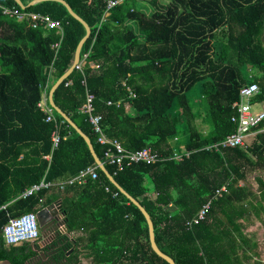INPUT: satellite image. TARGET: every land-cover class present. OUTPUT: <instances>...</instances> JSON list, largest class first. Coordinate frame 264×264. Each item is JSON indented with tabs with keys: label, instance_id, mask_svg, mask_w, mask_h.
I'll list each match as a JSON object with an SVG mask.
<instances>
[{
	"label": "trees",
	"instance_id": "16d2710c",
	"mask_svg": "<svg viewBox=\"0 0 264 264\" xmlns=\"http://www.w3.org/2000/svg\"><path fill=\"white\" fill-rule=\"evenodd\" d=\"M21 1L28 7L34 0ZM64 1L92 33L82 49L85 67L60 85L55 104L91 139L103 162L108 147L99 143L89 116L82 113L88 94L95 97L103 133L126 150L152 148L172 157L186 146L192 154L183 162L139 163L121 172L106 167L147 210L158 247L176 264H244L240 250L255 246L239 221L253 211L264 223V177L256 178V191L248 183L250 172L264 173V134L248 149L216 153L205 148L236 132L234 105L243 87L257 84L254 103L264 104V0H170L166 6L162 0H127L107 17L109 0ZM0 2L19 13L50 16L63 28L56 54L53 47L61 40L57 30L34 29L30 19L18 21L0 8V235L10 220L58 201L68 228L45 249L46 261L39 260L36 244L9 246L0 236V263L169 264L152 249L142 212L100 169L98 179L88 177L85 184L20 198L43 180L65 182L96 166L76 130L55 111L56 121L47 122L39 107L72 66L86 29L58 2L26 10L15 0ZM198 87L209 107V135L198 128L200 116L189 100ZM175 110L189 132L186 144L178 137ZM57 124L61 141L54 148ZM224 186L228 192L214 199ZM211 200L206 219L188 228L187 222Z\"/></svg>",
	"mask_w": 264,
	"mask_h": 264
},
{
	"label": "built area",
	"instance_id": "2783aa9c",
	"mask_svg": "<svg viewBox=\"0 0 264 264\" xmlns=\"http://www.w3.org/2000/svg\"><path fill=\"white\" fill-rule=\"evenodd\" d=\"M126 1L127 0H109L105 17L109 16L114 8L124 4ZM0 8L3 10L4 15L11 18H16L18 21H23L27 18L30 19L31 26L34 29L44 28L46 30H57V34L61 35V40L53 48L56 50V54H58L63 40V28L59 21H56L47 15L19 13L15 10L2 6L1 2ZM86 59L87 56L81 60L76 69L82 70L86 65ZM51 68L53 67L51 66ZM71 84L72 83H68L67 86ZM127 89L130 92L131 97L136 98V95L132 92V89L130 87ZM259 93V86L255 83L247 85L241 89L240 98L234 105L236 114L232 118V122L237 126L236 132L227 136L219 143L207 146L205 148L207 151L220 153L228 149H248L254 142L253 140L258 135L264 134V110H254V107L256 106H264V104L254 103ZM94 99L95 97L93 95H87L86 103L82 107V113L89 116V122L93 127L94 132L99 136V143L108 147L105 152V165L113 166L117 171L121 172L126 167H130L133 164L145 163L147 165H152L157 162L169 159H173L177 162H183L185 158H189L191 156L192 152L189 151L185 146L180 148V153L175 152L172 157H164L158 152L154 151L152 148H145L136 152L126 150L120 141L111 140L103 133L101 126L102 117L95 114ZM112 104V102H109V105ZM121 104L122 102H118L117 106L120 107ZM123 104L128 109L131 107L129 103ZM39 107L48 115L46 120L47 122L56 121L53 113L54 110L52 108L46 106L43 101L39 104ZM59 130L60 127L57 124L56 131L52 136L54 148H57L61 141ZM98 169L99 168L97 165L89 167L85 171H82L79 176L56 184L48 183L43 180L40 184L28 188L20 196V198L26 199L34 196L43 189H50L53 187H57L59 190L64 191L69 186L85 184L88 177L96 180L98 179ZM227 192L228 187L224 186L216 192L214 199L221 198ZM213 200L209 201L199 211L196 217L187 222L188 228L199 225L206 219L207 214L211 209ZM2 235L5 243L9 246H19L24 243L33 244L35 242H39L41 239V232L37 213L26 214L20 218L10 220L9 223L3 228Z\"/></svg>",
	"mask_w": 264,
	"mask_h": 264
},
{
	"label": "water",
	"instance_id": "95a60500",
	"mask_svg": "<svg viewBox=\"0 0 264 264\" xmlns=\"http://www.w3.org/2000/svg\"><path fill=\"white\" fill-rule=\"evenodd\" d=\"M17 4L23 9L26 10L28 7L34 6L36 4L42 3V2H58L63 4L68 12L71 14L73 18L78 20L80 23H82L86 29V36L83 38V40L80 42L76 53L74 57V61L72 66L69 68V70L54 84L50 91V104L52 109L60 115L66 123H68L76 132L86 141L90 152L94 158L95 164L98 166V168L106 174L108 177L109 181L119 190V192L124 195L132 204H134L144 215L146 218V221L148 223L149 227V234H150V242L152 249L154 252L166 260L169 264H176L175 261L164 254L160 248L158 247V244L156 242V233H155V226L154 222L147 212V210L141 205L139 201H137L134 197H132L124 188H122L118 182L115 180V178L110 174L108 171L106 165L104 162L98 157L93 143L91 139L75 124V122L66 114L64 113L56 104L54 101V94L56 90L60 87V85L74 72V70L77 68V66L80 64L82 60V49L87 42V40L90 38L92 30L90 26L80 17L78 16L72 7L64 0H34L33 2L30 3L28 7H26L21 0H15ZM38 217V222H39V227H40V232H41V239L42 242H37L35 251H37L38 254L44 259L47 258L45 253L42 251L45 250L49 244L52 243V241L56 240L60 235L62 234H67L68 233V228L66 225L65 217L63 214V206L62 202L58 201L55 204H52L44 209H42L40 212L37 213ZM1 237L3 236L2 234L0 235ZM52 239V240H51Z\"/></svg>",
	"mask_w": 264,
	"mask_h": 264
},
{
	"label": "rangeland",
	"instance_id": "374dc122",
	"mask_svg": "<svg viewBox=\"0 0 264 264\" xmlns=\"http://www.w3.org/2000/svg\"><path fill=\"white\" fill-rule=\"evenodd\" d=\"M169 3H170V0H162V4L165 6L168 5ZM140 5L141 4H137V6H140ZM134 28H135V31L137 32V34L141 37V39H143V37L141 36V33L139 31V28L137 26H134ZM189 100H190L191 104L193 105V107L195 108L194 109L195 112L200 116V118L196 121L198 128L205 135H209V133L212 131V124H211V120L209 118V112H208L209 107H208L206 100L203 98L200 87L196 88L194 91H191L189 93ZM254 110L255 111H262V110H264V106H256V107H254ZM176 112L177 111L175 110V112L173 114L175 115V118H176V123H177V128H178V137H179V140L183 144H186L189 142V132L185 126L184 121L182 120V118L180 116H178V114L176 115ZM258 176L264 177V173L261 171L250 172L249 178H248V183L250 185L257 186L256 178ZM146 185L150 188L152 187V181H151L150 177H146Z\"/></svg>",
	"mask_w": 264,
	"mask_h": 264
},
{
	"label": "crops",
	"instance_id": "0c3cea01",
	"mask_svg": "<svg viewBox=\"0 0 264 264\" xmlns=\"http://www.w3.org/2000/svg\"><path fill=\"white\" fill-rule=\"evenodd\" d=\"M42 101L46 106H48V103L50 104V93L48 95H45ZM244 185L245 184L243 183L240 184V186H244ZM252 186L254 190L256 191L258 188V185L257 186L252 185ZM239 223L242 224L244 227L243 233L247 241H249L251 245L255 246L253 250L251 251H247L248 248L246 246H244L240 250V256L242 257L244 264H264V223L263 221L259 217H257L253 211H251V213L245 216V218L240 219ZM55 241L56 240L52 241V243L49 245H52ZM39 242H42V239H40ZM244 250L247 251V256H248L247 258L244 257V255L246 256V254L244 253ZM87 263L88 261L84 260V264H87ZM0 264H9V263L1 262Z\"/></svg>",
	"mask_w": 264,
	"mask_h": 264
},
{
	"label": "flooded vegetation",
	"instance_id": "af4514ba",
	"mask_svg": "<svg viewBox=\"0 0 264 264\" xmlns=\"http://www.w3.org/2000/svg\"><path fill=\"white\" fill-rule=\"evenodd\" d=\"M35 243H37V242H35ZM35 243H33V245H34ZM42 252L45 253L46 256L48 255L46 250H43ZM47 257H48V256H47ZM40 259H43V261H46V260H47V258L44 259V258H42L41 256H39V260H40Z\"/></svg>",
	"mask_w": 264,
	"mask_h": 264
}]
</instances>
